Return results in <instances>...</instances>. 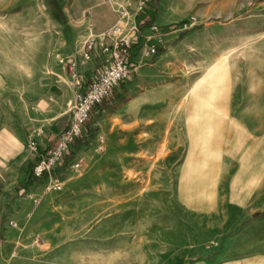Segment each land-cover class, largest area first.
<instances>
[{
    "label": "crops",
    "instance_id": "1",
    "mask_svg": "<svg viewBox=\"0 0 264 264\" xmlns=\"http://www.w3.org/2000/svg\"><path fill=\"white\" fill-rule=\"evenodd\" d=\"M207 1L218 7V0ZM5 2L6 14L0 10V264H78L74 257L77 244L57 250L60 245L56 233L61 225L44 221L46 209H17L23 204L35 207L23 200L20 191H36L38 184L34 183L31 170L37 154L55 142L69 122L77 92L84 90L103 69L97 38L120 21V1L67 0L61 19L56 14H39L40 7L37 10L31 0H21L17 15L15 0ZM44 4L53 11L51 0H44ZM193 4L194 0H150L152 9L141 14V24L153 23L162 34L161 44L151 42L158 48L156 57L145 62L141 53L135 54L134 73L141 87L157 80L158 74L151 67L163 72L172 68L164 63L173 62L177 49L168 44L185 30L178 8ZM90 40H94V45L86 62L83 53ZM52 52L76 62V78L50 57ZM16 72L23 75L16 76ZM31 72L37 74L32 78ZM123 87L126 88L124 84ZM213 114L215 117L199 119L236 122L194 127L187 149L183 143L181 163H214L213 172L200 167L199 198L212 205L214 197V204L211 210L202 212L205 217L198 230L215 240V250L209 256L189 261L185 249L191 246L192 238L184 227H176L175 197L168 181L166 191L120 195L119 226L110 228H117L120 248L134 251L136 264H264V111L240 114L237 118ZM38 131L43 134L37 136ZM32 142L37 152L30 146ZM188 167L181 171L183 188L189 184ZM133 211L134 217L130 214ZM139 212L145 217V213H150L143 224L139 223ZM16 216L21 219L16 221ZM206 216H213V221L208 222ZM10 221L15 223L14 228L8 226ZM52 250L53 263H48L46 256ZM121 253L119 250L111 256L120 257Z\"/></svg>",
    "mask_w": 264,
    "mask_h": 264
},
{
    "label": "rangeland",
    "instance_id": "2",
    "mask_svg": "<svg viewBox=\"0 0 264 264\" xmlns=\"http://www.w3.org/2000/svg\"><path fill=\"white\" fill-rule=\"evenodd\" d=\"M2 1L0 10L6 14V2ZM118 1L131 25L142 22L141 14L136 15L135 11L138 0ZM51 2L53 11L44 0H31L37 10L40 7L39 14L63 18L67 0ZM15 3L17 15L21 0ZM178 10L184 20L181 25L187 26L168 44L177 49L171 58L173 62L164 63L172 68L163 72L151 67L158 78L147 87L138 84L137 73L122 83L105 102L109 105L106 110L101 111L100 107L93 110L95 113H91L84 135L78 140L80 147H75V152L85 158V166L75 173L69 170L71 154L54 173L58 177L63 174L62 191L44 193L37 183L32 194L41 204L38 207L23 204L17 209L18 212L46 209L44 221L61 225L56 233L60 245L57 250L77 244L74 257L78 264H85L87 259L89 264H136L134 251L125 246L120 248L118 230L110 228L119 226L120 195L166 191L168 181L175 197L176 227H184L192 238L191 246L185 249L189 261L209 256L215 250V240L208 235L204 237L198 230L200 220L205 217L202 212L211 210L214 204V197L212 205L199 198L200 167L213 172L214 163H181L183 143L187 149L194 127L236 122L201 120V117H215L213 113H218L223 115L220 117L237 118L240 114L264 111V0H218V7L207 0H194L193 5H182ZM134 52L143 53L140 48ZM34 74L37 73L31 72V77ZM202 122L206 125L195 126ZM100 138L102 150L97 151ZM185 166L191 172L189 184L183 188L180 178ZM25 190L28 192L27 188L20 192L24 194ZM130 214L135 215L134 211ZM138 214L140 224L150 218V213H145L146 217L143 212ZM206 218L211 222L214 217ZM20 219L21 216L15 217L16 221ZM119 250H122L120 257L111 256ZM50 253L46 259L53 263V250Z\"/></svg>",
    "mask_w": 264,
    "mask_h": 264
},
{
    "label": "built area",
    "instance_id": "3",
    "mask_svg": "<svg viewBox=\"0 0 264 264\" xmlns=\"http://www.w3.org/2000/svg\"><path fill=\"white\" fill-rule=\"evenodd\" d=\"M150 0H138L135 11L136 15L150 11ZM141 22V21H139ZM187 25H184L186 28ZM146 33V34H144ZM161 44L162 34L159 28L153 23L141 27V23L131 25L125 19V11L120 14V21L103 32L98 38V46L103 56V69L91 80L84 90H79L70 107V119L65 129L57 136L55 142L44 152L37 154L36 162L31 170V177L34 183H40L44 193H59L63 189L62 175H54V171L61 167L67 158L73 154L69 164L72 172L80 171L86 164L84 157L75 152V145L84 135V128L90 118L91 113L97 107L111 97L119 86L129 80L134 74L137 64L134 62L135 50L140 48L143 53L142 59L147 62L158 55V48L155 44ZM94 40L86 43L83 60H90V52L93 48ZM55 61L65 67L67 74L76 78L77 64L74 60H67L58 53L50 54ZM42 131L37 132L41 136ZM97 151H101L103 140L98 139ZM34 152H37L35 143L30 145ZM33 206H38L40 199L28 191L22 194ZM8 226L15 227V223L10 221ZM215 246V244H214Z\"/></svg>",
    "mask_w": 264,
    "mask_h": 264
},
{
    "label": "trees",
    "instance_id": "4",
    "mask_svg": "<svg viewBox=\"0 0 264 264\" xmlns=\"http://www.w3.org/2000/svg\"><path fill=\"white\" fill-rule=\"evenodd\" d=\"M144 26H146V23L141 24V27H144ZM108 107H109V105H108L107 103H103V105L100 106V109H101V111H104V110H106ZM75 147H76V148H77V147H78V148L80 147V141H77Z\"/></svg>",
    "mask_w": 264,
    "mask_h": 264
}]
</instances>
